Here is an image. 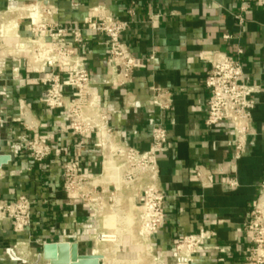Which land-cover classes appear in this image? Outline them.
<instances>
[{"label": "crops", "instance_id": "crops-1", "mask_svg": "<svg viewBox=\"0 0 264 264\" xmlns=\"http://www.w3.org/2000/svg\"><path fill=\"white\" fill-rule=\"evenodd\" d=\"M34 1L55 4L61 22L82 24L99 6L115 18L129 21L122 39L140 61L127 86L115 88L104 82L110 69L103 35L89 33L90 40L80 44L78 50L86 59L112 124L132 146L145 150L151 145L148 123L157 115V108L152 103L150 87L159 85L174 94L173 109L165 121L170 143L159 154L160 180L167 195L166 219L153 235V244L167 250L171 263L176 244L205 227L215 231L216 246L193 264H245L252 245L245 226L264 180V0L250 4L245 25L235 17L240 0H0V15ZM20 34V39L9 38L7 42L27 47L30 33L24 23ZM226 34L232 37L225 39ZM239 49L243 50L240 59L246 79L259 91L254 94L250 143L243 157L234 160L232 126L222 123L210 128L206 124L209 92L205 79L210 67L207 57L219 51L236 56ZM0 70V85L12 89L7 103L0 96V108L5 110L2 116L8 118L0 126V152L11 155L3 165L0 197L26 195L33 207V225L28 233H18L10 221L0 220V264H48L39 252L41 244L58 240L53 229L77 231L91 221L85 204L64 192L62 174L70 154L76 155L87 171L101 172L103 151L97 145L100 137L91 134L82 145L76 135L63 130L66 125L57 119V111L46 107L47 86L33 79L37 74L31 73L26 53L12 57L0 49ZM131 99L140 105L128 109L125 102ZM25 107L38 133L26 128ZM34 135L46 137L53 144L46 163L34 162L25 150L13 151V143ZM196 165L217 172L211 177V185L202 186L197 181ZM231 177L238 179V186L228 185ZM137 207L141 209L140 204ZM124 248L134 247L126 240ZM80 249L90 252L84 243Z\"/></svg>", "mask_w": 264, "mask_h": 264}, {"label": "built area", "instance_id": "built-area-1", "mask_svg": "<svg viewBox=\"0 0 264 264\" xmlns=\"http://www.w3.org/2000/svg\"><path fill=\"white\" fill-rule=\"evenodd\" d=\"M240 1L241 7L235 17L240 25H245L250 4L254 0ZM92 10L93 14L82 24L59 21L58 7L43 1L16 5L0 15V49L6 56L27 54L28 67L31 73L37 74L33 79L47 86L46 107L49 111H57V119L66 125L63 130L76 135L82 145L91 134L97 133L100 137L97 145L103 151L101 172L94 174L87 171L76 155L70 154L62 174L64 192L85 204L91 221L77 231L53 229V233L58 236V240L53 243H79L80 248L84 243L90 249L85 254H90L96 252L98 245H113L120 251L127 240L142 252L148 251L146 254L159 264H193L216 246V233L212 229L201 227L199 231L184 236L172 251L171 263L167 259V250L155 246L152 241L153 235L166 219L164 203L167 195L160 180L159 154L170 143L165 121L166 114L173 109L174 94L159 85L150 87L157 115L149 119L152 141L148 149H139L124 141L122 131L112 124L109 111L104 109L97 95L86 59L78 46L90 40L89 33H98L106 38L110 73L104 82L115 88H123L132 81L140 57L133 54L122 39L129 27L128 20L115 18L101 6ZM130 13L133 14V10ZM13 19L16 27L9 30L7 27ZM22 23L30 33L26 37L27 47L19 42H7L9 38H21ZM224 37L230 39L232 36L226 34ZM242 53V49L238 50L236 56L219 51L206 58L210 64L205 79L209 92L206 124L210 128L222 123L232 126L234 160L243 157L250 143L251 122L256 106L254 94L259 91L246 79L240 59ZM153 57L152 54L150 58ZM6 58H3L5 62ZM2 74L3 70H0V82L3 80ZM11 91L10 86L0 85L2 102L11 100ZM125 104L128 109L140 105L135 99L127 100ZM4 113L5 110L0 108L1 127L8 121L6 116H2ZM24 121L27 129L38 133L37 126L27 115L26 107ZM105 133L109 136L107 143ZM12 147L16 153L25 150L39 164L46 163L54 149L48 138L37 135L13 143ZM5 154L10 155L0 152V155ZM109 157L115 162L119 179L104 177L105 163ZM216 173L204 165H196L194 169V177L202 186L211 185V177ZM3 174L2 165L0 178ZM227 183L236 187L238 179L231 177ZM137 204L141 205V209ZM32 210V201L26 195L15 199L0 197V220L10 221L18 233H28L32 228ZM111 219L113 221L109 223ZM245 233L252 243L245 264H264V180L250 211ZM45 244H41L40 258L43 257Z\"/></svg>", "mask_w": 264, "mask_h": 264}, {"label": "water", "instance_id": "water-1", "mask_svg": "<svg viewBox=\"0 0 264 264\" xmlns=\"http://www.w3.org/2000/svg\"><path fill=\"white\" fill-rule=\"evenodd\" d=\"M10 155H0V166L8 163ZM43 258L51 264H101L103 255L81 253L79 243H47L42 249Z\"/></svg>", "mask_w": 264, "mask_h": 264}, {"label": "rangeland", "instance_id": "rangeland-1", "mask_svg": "<svg viewBox=\"0 0 264 264\" xmlns=\"http://www.w3.org/2000/svg\"><path fill=\"white\" fill-rule=\"evenodd\" d=\"M132 248L133 249H125L124 247H121L119 251V249L114 248L113 245L97 246V250L99 251V253H101V255H103V261L101 262V264H120L117 263V260H123L124 262L121 264H159L153 261L151 256L146 254L148 251L144 253L140 248H137L135 246H132Z\"/></svg>", "mask_w": 264, "mask_h": 264}, {"label": "bare ground", "instance_id": "bare-ground-1", "mask_svg": "<svg viewBox=\"0 0 264 264\" xmlns=\"http://www.w3.org/2000/svg\"><path fill=\"white\" fill-rule=\"evenodd\" d=\"M13 5H15V4H13ZM15 27H16V21H14V19H13V20L10 21V23H9L7 28L9 30H11V29H13ZM104 136H105V140H106V143H107L108 140H109V136H108L107 133H105ZM104 177L105 178L114 177L116 179H119V175H118V172H117V168H116L115 162L111 159V157L107 158V160H106V163H105V176ZM112 221H113V219L109 220V223H111ZM95 251H96L95 252L96 254L99 253V251L97 249ZM123 262H124L123 260H119V261L117 260V263L121 264ZM47 263L51 264L49 261H47Z\"/></svg>", "mask_w": 264, "mask_h": 264}]
</instances>
